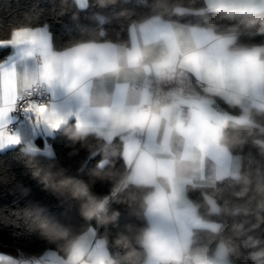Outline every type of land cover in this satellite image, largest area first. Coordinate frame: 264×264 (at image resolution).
Instances as JSON below:
<instances>
[{
    "label": "clouds",
    "instance_id": "1",
    "mask_svg": "<svg viewBox=\"0 0 264 264\" xmlns=\"http://www.w3.org/2000/svg\"><path fill=\"white\" fill-rule=\"evenodd\" d=\"M118 5L59 46L31 20L0 33V47L19 50L0 62V88L16 93L4 130L17 137L0 148L18 145L31 175L81 218L34 202L0 213L51 246L0 264H264V237L250 234L264 232V0H59L57 15ZM113 16L119 26L105 27ZM10 113L99 156L88 179L42 165ZM114 205L135 220L117 227Z\"/></svg>",
    "mask_w": 264,
    "mask_h": 264
},
{
    "label": "trees",
    "instance_id": "2",
    "mask_svg": "<svg viewBox=\"0 0 264 264\" xmlns=\"http://www.w3.org/2000/svg\"><path fill=\"white\" fill-rule=\"evenodd\" d=\"M58 6L59 0H0V33L6 34L12 27L31 20L33 27L47 25L54 42L59 46L70 38L86 35L95 28L99 22H93L90 19L94 13L104 12L106 15H113L120 7L118 5L116 8L99 9L95 6H86L79 10V19L74 20L70 13L63 16L57 15ZM118 26L119 19L115 16L110 25H105L110 28ZM9 51V48H0V62L6 59ZM37 143L41 145L40 141ZM50 147L54 155L49 157L41 153L38 156L40 163L45 166L51 164L53 171L63 169L66 175L88 179V169L94 167L100 159L99 156L89 158L85 148L79 143L73 144L59 131L52 137ZM74 148L78 149L76 154L69 155ZM81 165H84L83 170ZM108 189L109 185L106 182L97 180L92 190L97 194H106ZM192 195L195 197L197 193ZM33 202L42 205L49 214L64 222L79 223L81 220L76 201L58 197L45 189L38 179L31 175L19 147L1 151L0 213H11ZM114 207L119 208L121 213L117 227L135 220L125 206L114 205ZM109 227L112 231H116V227L111 225ZM225 227L227 228V224ZM250 234L254 237H264V232L260 228L253 230ZM0 247L12 252L13 258H20V255L28 257L43 253L51 246L35 233L28 232L20 226L0 223ZM240 259L241 264H244L246 257L241 256Z\"/></svg>",
    "mask_w": 264,
    "mask_h": 264
},
{
    "label": "crops",
    "instance_id": "3",
    "mask_svg": "<svg viewBox=\"0 0 264 264\" xmlns=\"http://www.w3.org/2000/svg\"><path fill=\"white\" fill-rule=\"evenodd\" d=\"M0 48H9L10 50L6 59L2 63L10 64V63L18 62V58H19L18 49H13L8 46H4ZM8 121H9L8 122V127H9V125L13 122L11 113L8 116ZM29 121H30L29 115L25 114L24 119L18 123L17 128L13 132L19 134V136H21L24 140H31L32 142H34L40 149H42L41 153L46 154L48 151L52 152L51 147H50V142H51L52 137L56 134V132L50 133L49 130L44 128L43 126H40V127L34 126ZM37 141H40L41 145H38ZM13 147H19V146L18 145L17 146H7L4 148H0V152L6 149H9V148H13ZM0 254H3L5 256L14 257L12 252L6 250L3 247H0ZM20 257H23V256L20 255Z\"/></svg>",
    "mask_w": 264,
    "mask_h": 264
},
{
    "label": "snow or ice",
    "instance_id": "4",
    "mask_svg": "<svg viewBox=\"0 0 264 264\" xmlns=\"http://www.w3.org/2000/svg\"><path fill=\"white\" fill-rule=\"evenodd\" d=\"M6 71H8V68H6L4 64L0 63V76H2ZM45 75H47V66L45 69ZM15 100V92L6 88H0V140L2 141L15 142L17 139L16 136L10 135L7 131L4 130V124L7 122L5 120V116L15 104ZM30 107H34L37 113H42L44 111V108L42 106L30 105ZM46 119L47 123H49L52 127H55L58 122V118L55 116V114H52L51 117H48ZM0 259L3 258L0 257Z\"/></svg>",
    "mask_w": 264,
    "mask_h": 264
},
{
    "label": "built area",
    "instance_id": "5",
    "mask_svg": "<svg viewBox=\"0 0 264 264\" xmlns=\"http://www.w3.org/2000/svg\"><path fill=\"white\" fill-rule=\"evenodd\" d=\"M11 116H12L13 122L9 125V129L11 131H14L17 128L18 123L24 119L25 114L21 115L19 113H11Z\"/></svg>",
    "mask_w": 264,
    "mask_h": 264
}]
</instances>
